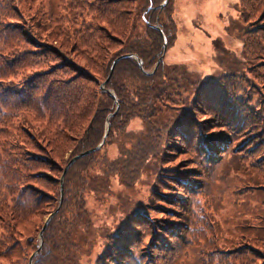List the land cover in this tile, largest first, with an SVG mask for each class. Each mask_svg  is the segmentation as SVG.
I'll use <instances>...</instances> for the list:
<instances>
[{
    "label": "trees",
    "instance_id": "obj_1",
    "mask_svg": "<svg viewBox=\"0 0 264 264\" xmlns=\"http://www.w3.org/2000/svg\"><path fill=\"white\" fill-rule=\"evenodd\" d=\"M163 1L89 0L87 10L93 14L81 21V13L59 15L50 9L43 29L38 27L30 30L26 26L22 30L23 49L16 48L17 60L23 61L22 56L28 53L33 56L27 63L34 62L36 65L29 73L22 74L24 79L18 88L10 81H0V86L15 92L13 94L16 95L17 103L22 102L20 98L31 96L27 88L42 89L34 96L40 99H35L31 107L39 112L40 104L47 110L46 119L40 124L43 130L34 129L48 153L45 159L52 165L49 166L51 172L59 174L72 156L97 146L105 123L109 124L99 149L76 159L66 170L61 203L42 232V245L33 257V264H82L76 260L78 245L69 236L75 227L87 229L90 226L83 203V192L90 181L83 175L92 163L97 164L98 161L105 170L112 166L118 170L113 165L114 160L108 159H128L121 170L126 182L134 178L138 159H152L157 165L167 158L186 157V169L169 175L168 179L170 184L176 186L174 188L178 193L164 189L160 191L161 196L155 197L158 200L154 203L155 210L132 215L118 232L116 243L109 245L107 253L101 257V264H156L150 253L144 254L146 260L143 263L137 257L141 253L137 251L142 243V228L150 226L151 220H160L159 217L151 219L149 213H159L168 221L162 229L156 228L157 231L150 234L147 248L151 252L154 248H168L166 238L170 237L174 229L182 231L185 222V215L174 209V206L185 207L188 193H195L203 187L199 165L215 166L228 151L255 152L264 142V134L254 129L253 125L248 131H241L245 126L243 122L255 116L244 107L242 96L233 95L235 86L227 89V85L220 80L226 76L217 80L203 79L185 63H165V52L174 43L178 29L173 16L175 0H166L161 5ZM261 1L237 0L240 26L241 23L250 24L249 20ZM77 6L80 8L82 3L79 2ZM263 15L264 12L257 18H261V23H257L259 27L264 25ZM239 23H233L232 26L242 48L245 38L242 40L243 32ZM236 25L237 28L234 27ZM163 38L166 41L165 51ZM54 42L62 49V53L53 45ZM66 54H71V58L66 59ZM125 54L135 55L141 61L142 69L135 59L123 57L115 63L109 75L111 62ZM77 58L83 59L82 63ZM157 60L158 65L153 70ZM259 62L264 63L262 58ZM148 71L150 73H145ZM103 81L104 87L101 88L99 85ZM8 94L0 92V100ZM170 110H182L183 113L174 116ZM18 113V125L29 127L25 115ZM194 116H202V119L196 121ZM135 119L142 121V130L137 134L125 131L130 121ZM209 130L211 132L207 135ZM124 134L133 138L129 148L122 145L116 157L105 154L104 149L110 139H121ZM251 139V143H248ZM19 148L21 144L13 143L10 139L1 150L9 153L15 150L18 159H24ZM191 149L201 161L199 165L193 157H189ZM65 153L67 157L61 161ZM2 165L0 159V168ZM39 172L36 174L40 175ZM38 175L32 182L42 187L48 186V191H42L46 194L32 192L28 186L33 183L22 185L25 181L23 176L17 179L14 188L4 194L0 192V232L6 233L4 238H0V259L6 263L0 264H15L19 260L27 264V255L35 249L41 217L50 213L58 202L57 177L54 175V180L49 182ZM17 218L22 220L19 224ZM9 226H12L11 232ZM27 234L25 241H20ZM160 236L165 237V240Z\"/></svg>",
    "mask_w": 264,
    "mask_h": 264
},
{
    "label": "rangeland",
    "instance_id": "obj_2",
    "mask_svg": "<svg viewBox=\"0 0 264 264\" xmlns=\"http://www.w3.org/2000/svg\"><path fill=\"white\" fill-rule=\"evenodd\" d=\"M79 2L82 3L80 8L77 6ZM88 3L89 0H0V81H10L18 88L24 79L22 74L29 73L33 65H36L34 62L27 63L33 55L27 53L22 56L24 60L19 61L15 54L17 47L23 49L22 30L26 26L30 30L38 27L43 29L50 9L59 15L81 13V21L93 14L87 10ZM237 8V0H175L173 16L178 30L174 43L165 52L164 60L166 64L185 63L203 79L217 80L226 76L220 80L227 85V89H231L232 85L236 87L233 95L242 96L244 107L255 116L254 119L248 118L243 122L245 126L241 131H248L253 125L254 129L264 134V63L259 62L261 58L264 61V25L257 26V23H261V18H257L264 12V0L250 18V24L241 23L240 26ZM233 23H239L243 32L241 37L245 40L242 48ZM234 27L237 28V25ZM32 38L37 40L33 35ZM23 45L31 48L27 44ZM58 49L62 53V49ZM64 56L66 59L71 58V54ZM76 60L82 63L83 59ZM106 80L105 78L104 81ZM104 81L99 85L101 88L104 87ZM32 90L34 89L27 88L31 96L20 98L22 102L17 103L16 95L13 94L15 92L0 86V92L10 93L0 100V159L3 163L0 168V192L4 194L14 188L17 179L22 176L25 178L22 185L33 183L32 180L38 175V171V176L45 177L49 182L54 180V175L59 180L58 202L50 213L41 217V225L36 232L35 249L27 255V264H33V257L41 248L42 235L38 249L39 232L45 219L61 203L63 194L60 198L59 185L62 171L68 161L79 154L68 159L59 174L51 172L49 166L52 165L45 159L48 153L34 129L43 130L40 124L45 121L47 110L40 104L39 112L31 107L35 99H40L34 96L42 92V89ZM117 107L115 102V108ZM18 112L25 115L29 127L18 125ZM169 112L174 116L183 113L182 110ZM201 117L194 116V120L202 119ZM142 128V121L135 119L130 121L125 131L137 134ZM105 131L106 123L100 141ZM210 132L209 130L207 135ZM245 135L246 133L242 137ZM10 139L13 143L21 144L18 150L24 159H18L15 150L11 153L1 150ZM132 139V136L125 134L121 135V139L114 137L105 146L104 153L116 157L119 148L122 145L129 148ZM247 145L249 144H245ZM190 151L189 157H193L194 162L199 165L201 161L194 156L192 149ZM228 152L215 166L199 165L203 187L200 192L188 193L185 207L174 206V209L185 215V222L182 231L177 232L174 229L170 237L166 238L168 248H154L153 252L147 248L150 234H154L156 228L162 229L168 221L159 213H149L151 219L159 217L160 220H151L150 226L142 228V243L137 251L141 252L137 257L142 263L146 260L144 254L150 253L156 264H264V142L255 152ZM66 157L67 153L61 161ZM185 158L175 156L173 159H164V162L157 165L152 159H138L139 165L134 178L126 182L121 170L128 159H108L114 160L113 165L117 166L118 170H114L113 166L105 170L98 161L97 164L92 163L83 175L90 181L88 188L83 192L84 210L89 217L90 226L87 229L75 227L69 236V239L78 245L76 260L82 264H101L102 255L107 253L109 245L116 243L117 234L132 215L141 211L147 214L149 209L155 210L154 203L158 201L155 197H160V191L163 189L178 193L174 188L176 186L170 184L168 179L169 175L186 169L188 162L184 161ZM168 167L174 169H167ZM28 187L35 194H46L42 191L49 189L46 185L42 187L35 183ZM16 220L18 224L22 221L20 218ZM25 227L28 228L26 223ZM11 230L12 226H9V231ZM5 235L6 233L0 232L1 239ZM28 235L22 236L20 241H25ZM160 237L165 240V237ZM20 261L22 260L15 264H22ZM0 262L6 263L4 259H0Z\"/></svg>",
    "mask_w": 264,
    "mask_h": 264
},
{
    "label": "water",
    "instance_id": "obj_3",
    "mask_svg": "<svg viewBox=\"0 0 264 264\" xmlns=\"http://www.w3.org/2000/svg\"><path fill=\"white\" fill-rule=\"evenodd\" d=\"M165 2H166V0H164V1L161 3V5H164ZM156 28H157V27H156ZM157 29H158V28H157ZM161 35H162V34H161ZM165 48H166V41H165V39L163 38V51H165ZM123 57H130V58L135 59L136 62H137V64H138V67H139L140 69H142V68H141V61H140L139 59H137V58L135 57V55H130V54L119 55L118 57H116V58L111 62L109 75L111 74V71H112V69H113L115 63H116L119 59H121V58H123ZM158 62H159V61L157 60V61H156V64H155V67L153 68V70L157 67ZM142 71H143V70H142ZM145 73H150V72L148 71V72H145ZM110 94H111V96H112L113 98H115L114 95H113L111 92H110ZM108 128H109V124L106 123V131H105L104 137H103V139L100 141V143H99L97 146H95L93 149L86 150V151H83V152L79 153L78 155L72 157V158L68 161V163H67V165L64 167V169H63V171H62V174H61V177H60V185H59L60 198H61L62 191H63V189H62V179H63V176H64L66 170L68 169V167H69V166L71 165V163H72L73 161H75L76 159H78V158H80V157H82V156H84V155H86V154H88V153H90V152H93V151L99 149V147L102 145V143H103V141H104V138H105V136H106V134H107ZM56 211H57V209H56L53 213H51V214L45 219V221H44V224H43V226H42V229H41V231L39 232V246H38V249L40 248V245H41V235H42V231L44 230L45 226L47 225V223H48V221L51 219V217L56 213ZM38 249H37V250H38Z\"/></svg>",
    "mask_w": 264,
    "mask_h": 264
}]
</instances>
